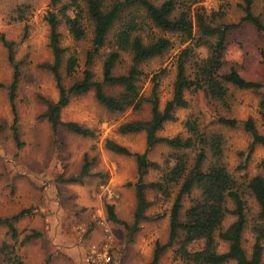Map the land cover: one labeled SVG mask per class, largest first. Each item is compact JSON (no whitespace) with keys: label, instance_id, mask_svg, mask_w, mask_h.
Here are the masks:
<instances>
[{"label":"rangeland","instance_id":"1","mask_svg":"<svg viewBox=\"0 0 264 264\" xmlns=\"http://www.w3.org/2000/svg\"><path fill=\"white\" fill-rule=\"evenodd\" d=\"M67 0H61V4ZM156 5L165 0H150ZM81 8L84 11V5ZM110 5L112 0H106ZM242 0H198L193 7H200L210 15L223 8L224 16L217 18L218 24L238 23L243 17ZM59 6H52L50 0H0V36L13 45V57L18 65L19 79L15 94V112L21 146L13 140L11 125L13 112L8 98V85L13 76V68L8 60V51L0 40V218L10 217L21 210L28 213L18 219L14 226L18 232L15 239L8 234L5 226L0 225V264H7L2 252L7 245L24 264H77L82 253L93 245L100 244L108 228L113 240L114 264H148L153 257L156 243L165 244L169 237V215L178 186L173 187L170 197L165 198L154 191H146L150 206L146 216L151 219L141 222L138 231L129 238L122 225L113 224L106 219V205H113L118 219L132 225L136 200L133 184L138 178L133 158L114 154L105 148L111 140L132 152L143 153L146 149V135L122 134L119 127L127 122L147 121L151 117V104L146 102L141 109H128L112 112L96 101L94 93L71 96L68 105L61 111L63 122H76L90 129L94 136L84 138L61 128L54 132L43 117L47 102L58 100V89L47 65L53 61L49 47L50 28L46 21L48 12H57ZM21 9L22 14H19ZM252 13L264 25V0H252ZM71 16L74 12L69 11ZM85 37L74 40L66 26L61 22L60 45L66 49L60 68L62 85L71 86L81 79L85 69H89L94 79L101 80L102 65L106 54L111 50L106 45L87 63L88 53L92 50L93 24L82 14ZM142 37L168 38L171 47L160 57L141 64L143 71L138 85L140 94L149 97L151 78L164 70L157 89L159 109L172 97L176 76V61L180 51L188 45L178 34L161 32L147 25L142 26ZM199 58L206 57L205 48H196ZM74 56L77 66L72 76L65 73L66 59ZM131 59L122 53L114 68L115 75L125 74ZM192 64L187 63V74L192 72ZM224 71L234 68L244 79L264 83V35L251 24L243 23L227 36V49L224 55ZM226 101L210 100L202 92L184 93L188 106L175 111V120L166 122L157 133L160 137L172 138L189 136L186 121H195L201 132L206 135L217 134L223 137L222 162L227 171L239 184L248 208V228L243 233L242 248L249 257L254 245L250 226L264 224L258 219V206L246 189V184L260 174L258 165L264 159V147L256 145L249 150L251 138L244 131L242 122L251 118L257 131L264 136L260 102L264 90L253 92L226 85ZM106 92L116 95L120 88H105ZM235 119L236 127L219 123V119ZM188 152V153H187ZM189 163L195 150L187 151ZM175 151L165 145H157L147 153L150 161L163 166L165 160ZM180 153V152H179ZM89 165V176L81 183H62L59 179L77 176L83 166L84 158ZM211 156L208 153L207 162ZM161 171L151 170L144 177L145 183L157 181ZM197 191L184 195V210ZM232 208L231 203H228ZM234 221L227 216L222 229ZM37 233L39 236L23 241L26 235ZM217 251H227L228 244L217 241ZM173 245L166 249L160 264H181L175 257ZM202 247L198 241L188 246L189 251ZM264 264V251L261 259Z\"/></svg>","mask_w":264,"mask_h":264},{"label":"trees","instance_id":"2","mask_svg":"<svg viewBox=\"0 0 264 264\" xmlns=\"http://www.w3.org/2000/svg\"><path fill=\"white\" fill-rule=\"evenodd\" d=\"M242 1L241 9L244 15L238 23L218 24L217 18L224 16L223 8L207 15L202 8L193 7L198 0H165L158 5L150 0H112L108 6L106 0H81L84 11L79 0H67L63 4L61 0H50L52 6H59L57 12H48L46 15L50 28L49 47L53 55L52 63L46 67L52 73L58 89V100L47 102L43 114L51 129L56 132L63 128L74 135L92 138L94 133L90 129L76 122H63L60 119L61 111L68 105L71 96L89 91L94 93L97 102L112 112H124L128 109L138 111L144 103L151 104L149 120L127 122L119 127L122 134L145 133L146 149L143 153L132 152L111 140L105 142L107 150L133 158L136 163L138 178L133 184L136 205L132 225L117 218L113 205H106L107 221L124 226L129 238L138 231L141 222L151 219L145 214L150 206L145 196L146 191H154L168 198L173 187H179L170 209L168 242L155 244L152 260L148 264H160L164 251L173 245L177 246L174 254L181 264H261L264 251V224L255 221L250 226L254 245L248 257L242 248L243 233L249 222L246 211L248 208L239 184L222 162L223 137L217 134L206 135L200 131L197 123L191 120L184 124L189 133L185 138L157 135L166 122L176 119L174 114L177 109L188 106L184 97L187 91L202 92L210 100L224 102L228 96L226 85L253 92L264 90V83L246 80L234 68L224 71L223 67L227 36L232 30L239 28L243 23H249L264 35L263 23L252 13V0ZM69 11L74 12V15L71 16ZM83 12L93 24L92 50L88 53L86 64H90L93 56L106 45L110 46L111 50L105 56L101 80L94 79L92 72L85 69L81 79L66 88L62 85L60 75L66 49L60 45V33L57 28L62 22L74 40H82L85 37ZM19 14H22L21 9ZM143 25L145 27L151 25L161 32L178 34L182 37L183 43L189 42L178 54L172 97L165 103L163 109H159L157 89L165 71L162 70L152 76L151 93L146 98L140 94L138 85L144 74L140 66L162 56L171 47V42L168 38L152 36H148L145 41L140 34L144 30ZM0 40L8 51V60L13 68L12 80L8 85V98L14 117L10 129L13 140L21 146L14 105L19 79L18 65L13 57L14 44L8 42L4 36H0ZM196 48H205L206 57L200 59ZM122 53L130 56L131 63L125 74L115 75L114 68L120 61ZM189 62L193 69L187 74L186 66ZM76 66L77 59L69 56L65 64V73L68 77L73 75ZM105 88H120V92L111 95ZM260 107L264 124V99L260 102ZM219 123L229 127L238 125L235 119L220 118ZM242 127L251 138L249 150L256 145L264 147V136L257 131L251 118L242 122ZM157 145H165L176 152L165 160L163 166L147 158L148 151ZM194 150V158L189 163L187 151ZM208 153L212 159L209 162ZM89 165L85 157L77 176L59 181L67 184L81 183L89 176ZM258 168L260 174L248 181L246 189L258 206V219L264 220V159L260 161ZM151 170L161 171L160 178L145 183L143 177ZM193 191H197L198 195L190 199L189 206L182 213V198L184 195H191ZM228 203H231L232 208H229ZM27 213V210H21L13 216L0 218V225L7 228L12 239L18 235L14 223ZM227 216H233L234 221L222 229ZM37 236L39 234L31 233L26 235L22 242ZM218 240L228 244L227 251L223 253L217 251ZM198 241L202 242V247L196 251H189L188 246ZM2 252L7 264H24L7 245L3 246Z\"/></svg>","mask_w":264,"mask_h":264},{"label":"built area","instance_id":"3","mask_svg":"<svg viewBox=\"0 0 264 264\" xmlns=\"http://www.w3.org/2000/svg\"><path fill=\"white\" fill-rule=\"evenodd\" d=\"M105 238L80 255L77 264H114L113 240L108 228H105Z\"/></svg>","mask_w":264,"mask_h":264}]
</instances>
